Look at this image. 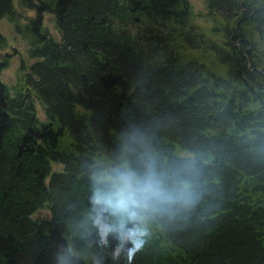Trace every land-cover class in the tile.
Returning <instances> with one entry per match:
<instances>
[{
    "label": "trees",
    "instance_id": "trees-1",
    "mask_svg": "<svg viewBox=\"0 0 264 264\" xmlns=\"http://www.w3.org/2000/svg\"><path fill=\"white\" fill-rule=\"evenodd\" d=\"M205 1L201 28L188 0H17L34 61L0 79V264H125L132 239L133 264H264V0ZM150 163L165 199L97 202Z\"/></svg>",
    "mask_w": 264,
    "mask_h": 264
},
{
    "label": "rangeland",
    "instance_id": "rangeland-1",
    "mask_svg": "<svg viewBox=\"0 0 264 264\" xmlns=\"http://www.w3.org/2000/svg\"><path fill=\"white\" fill-rule=\"evenodd\" d=\"M192 12L194 14L193 21L201 28H206L211 25V21L206 16V1L205 0H188ZM15 5V18L10 19L9 16L0 17V64L2 69L0 71V79L13 93L14 89L21 83L22 67H27L34 59L30 56L31 46L29 38L31 34L26 30L25 26L29 21V18L34 17L33 10L23 9L19 6L17 0H14ZM42 26L49 30V32L58 36V31L55 27L51 16L47 13L43 15ZM36 113L38 118L45 122L46 114L43 106L35 100ZM52 169L59 171L62 169V165L58 163H52ZM48 216L47 209H42L38 214L34 216ZM90 261H94L93 257L89 258Z\"/></svg>",
    "mask_w": 264,
    "mask_h": 264
},
{
    "label": "clouds",
    "instance_id": "clouds-1",
    "mask_svg": "<svg viewBox=\"0 0 264 264\" xmlns=\"http://www.w3.org/2000/svg\"><path fill=\"white\" fill-rule=\"evenodd\" d=\"M107 180L109 181L108 192L105 195H99L97 202L107 207H114L132 218H135L136 210L146 208L153 201L166 198L154 163L146 165L142 174L131 169H113ZM111 230L110 227L104 226L105 235L99 241L101 249L108 246L107 232ZM130 243L133 247L128 250L125 264H133L134 254L143 245V241L138 239H132Z\"/></svg>",
    "mask_w": 264,
    "mask_h": 264
}]
</instances>
